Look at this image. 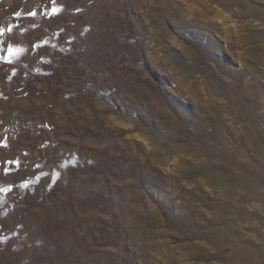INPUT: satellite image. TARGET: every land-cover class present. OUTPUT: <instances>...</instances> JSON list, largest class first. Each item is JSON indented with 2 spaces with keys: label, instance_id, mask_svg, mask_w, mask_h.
<instances>
[{
  "label": "rangeland",
  "instance_id": "rangeland-1",
  "mask_svg": "<svg viewBox=\"0 0 264 264\" xmlns=\"http://www.w3.org/2000/svg\"><path fill=\"white\" fill-rule=\"evenodd\" d=\"M48 3L0 0V264H264V0Z\"/></svg>",
  "mask_w": 264,
  "mask_h": 264
},
{
  "label": "snow or ice",
  "instance_id": "snow-or-ice-1",
  "mask_svg": "<svg viewBox=\"0 0 264 264\" xmlns=\"http://www.w3.org/2000/svg\"><path fill=\"white\" fill-rule=\"evenodd\" d=\"M56 2L57 0H49L48 4H44L43 6H41L40 9V14L41 15H46V16H52L55 14H58L61 11V8L56 6ZM26 17H36L37 16V11H28L26 14ZM15 16L17 18V20H22V13L17 11L15 13ZM37 25L32 24L31 27H36ZM14 30L17 31H25L23 24L22 23H10L7 24L6 26H0V52H6V56H0V59H4L6 60L7 63L12 64L14 63V61L11 59V57L14 55V48L7 44V39L10 38L11 34L14 33ZM52 35L54 37H58L59 33L53 32ZM49 41L44 40L41 43H37L34 45H31L32 48H39L41 46H43L44 44H48ZM65 44H69L70 41L69 40H65L64 41ZM52 47H56V45H52ZM13 75H15V72H13ZM9 79H11V77H9ZM11 163V162H10ZM17 164L19 163L18 161L16 162ZM37 167H40L39 165H37ZM7 171V170H6ZM58 175V174H57ZM51 177L49 176V179ZM34 179L36 181H39L41 179V177L39 175L35 176ZM25 187H27L28 185L25 184ZM0 191H10V189H0Z\"/></svg>",
  "mask_w": 264,
  "mask_h": 264
}]
</instances>
